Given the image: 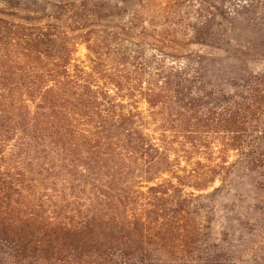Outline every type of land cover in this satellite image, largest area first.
<instances>
[{"label":"trees","instance_id":"1","mask_svg":"<svg viewBox=\"0 0 264 264\" xmlns=\"http://www.w3.org/2000/svg\"><path fill=\"white\" fill-rule=\"evenodd\" d=\"M187 4L0 0V264H264V35Z\"/></svg>","mask_w":264,"mask_h":264},{"label":"rangeland","instance_id":"2","mask_svg":"<svg viewBox=\"0 0 264 264\" xmlns=\"http://www.w3.org/2000/svg\"><path fill=\"white\" fill-rule=\"evenodd\" d=\"M206 2L217 7L219 15L218 13L213 15L216 20H236L241 27L240 33L251 36L264 35V0H206ZM198 3L199 0H190V4L187 5H173L170 8L173 14L167 19L172 21L179 20L180 17H187L186 19L190 21L199 19L195 12ZM79 50L80 53L84 52L82 47ZM251 65L256 69H264V59H254Z\"/></svg>","mask_w":264,"mask_h":264}]
</instances>
